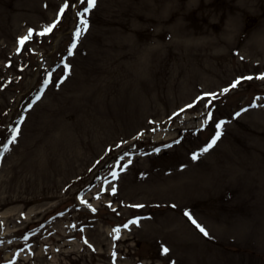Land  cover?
<instances>
[{
    "label": "rangeland",
    "instance_id": "1",
    "mask_svg": "<svg viewBox=\"0 0 264 264\" xmlns=\"http://www.w3.org/2000/svg\"><path fill=\"white\" fill-rule=\"evenodd\" d=\"M86 8L0 0V264H264V0Z\"/></svg>",
    "mask_w": 264,
    "mask_h": 264
},
{
    "label": "snow or ice",
    "instance_id": "2",
    "mask_svg": "<svg viewBox=\"0 0 264 264\" xmlns=\"http://www.w3.org/2000/svg\"><path fill=\"white\" fill-rule=\"evenodd\" d=\"M80 2H81V3H84L85 0H80ZM94 5H95V0H87V8L85 9V12H84V13H78V15H80V16H84L85 13H86L87 11H89L92 7H94ZM67 7H68V5L65 4V5H64V8H61V9H60V13L63 14L65 8H67ZM58 22H59V21H57V23H58ZM80 23H81V25H84V26L86 27V21H85V20L81 19ZM54 27H56V24H53V25H51L50 27L46 28L44 32L40 33V35H45L46 33L51 32V30H52ZM31 34H32V33H31V31H30L28 36H26V37H24L23 39H21L20 44L23 45V44L25 43V41L28 40V39L30 38ZM80 35H81V31L78 29L77 32H76V36L79 37ZM71 54H72V53H71V50H69V55H71ZM65 68L67 69V68H68V65H65ZM260 78L264 79V77H260ZM246 79H251V77H246ZM239 82H240V81L237 80V81L232 85V87H235ZM224 91H227V89H225ZM189 107H191V105H190ZM219 127H220V125L218 124V125H217V128H219ZM13 132H14V135H13L12 140L10 141V143L15 142L16 134L18 133V130H13ZM219 135H220V134H219V132H218V133H217V137H216V139L219 138ZM215 142H216V140L214 139V140L212 141V143H211L208 147H209V148L212 147V145H214ZM204 151H205V152L208 151V148H205ZM196 158H197L196 156H193V159H194V160H195ZM113 175L115 176V173H113ZM113 191H115V189H113ZM82 202H83V201H82ZM186 215H187V213H186ZM193 223H196V222L193 221ZM197 227L199 228V230H200L202 233H204V235H206V236L208 235V233L205 231V229H203L200 225L197 224ZM114 231L118 232L119 230H118V229H115ZM85 242L87 243V241H85ZM163 251L166 253L168 250L165 248Z\"/></svg>",
    "mask_w": 264,
    "mask_h": 264
}]
</instances>
